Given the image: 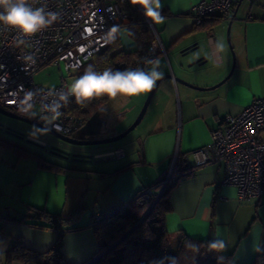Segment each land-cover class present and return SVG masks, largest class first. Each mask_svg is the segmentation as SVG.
Listing matches in <instances>:
<instances>
[{
	"label": "crops",
	"instance_id": "obj_1",
	"mask_svg": "<svg viewBox=\"0 0 264 264\" xmlns=\"http://www.w3.org/2000/svg\"><path fill=\"white\" fill-rule=\"evenodd\" d=\"M198 1L161 0V13L166 20L152 25L164 47L156 57L161 61L157 71L170 72L173 76L188 71L206 72L204 78L194 80L204 88L192 89L170 79L162 80L145 111L147 117L135 147L109 143L93 152H84L87 158H73L82 165V177L78 178V185L72 179L69 187L64 182L66 191H61L59 172L40 168L34 159L18 158L13 150L0 143V214L19 217L29 205L69 216L65 212L68 191L80 193L89 213L84 212L74 224L78 229L63 232L61 251L68 262L81 264L96 255L99 246L89 226L93 213H106L154 185L165 176L175 152L176 169L181 161L184 169L188 163L193 165L188 152L210 142L211 130L221 126L224 115L236 114L255 98L264 96V3L240 12L242 0L234 8L236 13L230 24L232 58L224 34L229 20L222 19L212 28L196 27L189 13ZM124 28L119 32L122 47L126 51L134 50L135 42ZM202 39H206L203 47L181 54L183 48ZM218 43L223 45L222 50L217 48ZM202 56V63L187 67ZM232 65L230 76L216 85L227 76ZM139 107L140 104L134 106L135 113ZM116 149L123 150V157L109 156ZM49 154L43 157L55 163L57 156H61ZM187 169H178L180 176L169 191L171 210L164 219L166 229L175 233L168 243L169 251H175L182 234L219 239L225 243L221 251L224 256H230V264H251L258 252H264V193L258 200L239 199L233 186L221 184L224 168L216 163ZM58 235L57 229L0 218V264H4L5 253L14 240L21 239L28 248L44 251L54 244Z\"/></svg>",
	"mask_w": 264,
	"mask_h": 264
},
{
	"label": "built area",
	"instance_id": "obj_2",
	"mask_svg": "<svg viewBox=\"0 0 264 264\" xmlns=\"http://www.w3.org/2000/svg\"><path fill=\"white\" fill-rule=\"evenodd\" d=\"M27 2L33 8L57 12L59 19L32 36L0 25V107L39 120L61 134L72 135L84 122L64 113L67 102L60 99V94L69 88L67 77L75 75L94 53L113 42L106 39V33L113 25L121 29L128 22V14L117 0ZM237 2L199 0L191 7L190 15L195 25L214 15L229 20ZM146 21L153 38L147 48L145 64L146 60L156 59L164 49L158 32L150 20L146 18ZM118 37L119 33L116 39ZM47 65L61 70L60 83L54 87H42L34 81L36 72ZM56 105H59L58 117L52 111ZM34 107L39 110L37 117L33 116ZM50 149L47 146V150ZM188 153L193 165L188 163L187 167L208 163L222 165V185L233 186L241 200L260 199L264 193V96L255 98L236 114L224 115L221 126L211 130L210 142ZM123 155L122 149L109 153L116 159ZM184 156L187 161V154ZM176 157L177 152L165 176L141 192L143 200L152 204L167 185L180 176ZM123 206L127 207L128 203ZM101 217V213L95 214V220Z\"/></svg>",
	"mask_w": 264,
	"mask_h": 264
},
{
	"label": "trees",
	"instance_id": "obj_3",
	"mask_svg": "<svg viewBox=\"0 0 264 264\" xmlns=\"http://www.w3.org/2000/svg\"><path fill=\"white\" fill-rule=\"evenodd\" d=\"M117 1L128 14V22L123 27L126 28L128 37L135 42V49L124 50L118 37L94 53L77 70L75 73L77 78L84 73L88 65H93L96 71H103L107 68L124 70L138 67L147 70L149 64L144 63V58L153 38L150 25L146 22L139 5H132L130 0ZM236 5L237 3L234 8ZM222 19H225L222 15H214L206 18L196 27L212 28ZM109 99V95H99L78 104L74 97H70L64 113L79 118L85 123L96 112L103 110ZM1 142L13 150L18 158L34 159L40 168L54 172L64 170L63 166L46 160L40 154L3 140ZM177 166L178 169L183 168L186 171L189 169L187 166L184 169L182 161ZM174 182L167 185L152 210L142 220H140L142 215L150 206V202L142 199L141 192L144 189L127 201V207H124L123 203L106 213H101L102 217L98 220H95L96 213H93L89 226L92 228L99 248L93 260L81 264H230L229 255L224 256L221 250L210 249L209 244L215 241L210 238L198 239L182 234L175 251H169L168 243L175 233L166 229L164 218L165 214L171 210L169 191ZM80 211L78 209L72 215L63 216L61 213H51L45 209L28 205L26 213L19 217L9 213L0 214V218L5 220L27 223L37 228L59 230L54 244L44 251L28 248L21 239L14 240L5 253L4 264L13 261L34 264H74L68 262L62 254V238L66 229L79 228L74 224L80 219ZM251 264H264V252H258Z\"/></svg>",
	"mask_w": 264,
	"mask_h": 264
},
{
	"label": "rangeland",
	"instance_id": "obj_4",
	"mask_svg": "<svg viewBox=\"0 0 264 264\" xmlns=\"http://www.w3.org/2000/svg\"><path fill=\"white\" fill-rule=\"evenodd\" d=\"M262 3H264V0H257V1L243 0L240 5V12L241 11L246 12L251 6L260 7L262 6ZM146 22L149 24L148 21ZM227 32H228V26H226V28L224 29L226 41H227ZM121 40H122V32H121ZM228 45H229L231 55L233 58L234 50H232L233 48L231 49L230 47V46H233L231 42V27L229 29ZM150 66L151 65H149V67ZM60 77H61V70L57 66L47 65L45 67H42L40 70L36 72L34 76V81L36 84L42 87H54L60 83ZM76 79H77L76 74L67 77V86L70 87L71 83L74 82ZM148 93L149 92H147V94L145 92H142L134 96H127L123 94H118L115 97L110 96V99L108 103L106 104V107L103 110H101L99 113V118L103 122V126L100 127L99 130L91 132L89 135L90 139H103L106 137H110V136L119 134L122 131H124L126 128H128V126L131 125V123L137 117ZM250 103H248V105ZM136 104H140V107L137 113H135L133 110ZM38 111H39L38 107H34L33 116L37 117ZM146 115L147 114H144L140 123L133 130H131L127 135H125L119 140L108 142V143L74 145V144H68V143L62 142L44 130L41 132H37V129L39 128L31 124L25 123L23 121L5 116L0 113V124H2L3 126L0 128V140H5L7 142L9 141L14 144L21 145L25 149L28 148L40 154L41 156H45L46 153L52 154V152H49V150L45 152L46 151L45 147L47 146H50V147L56 146L62 150L67 151V153H69L67 158H65V156L63 155L57 156L59 158H58V161H56L58 164H60V166L64 167V170H63L64 174H62L63 172H59V176H58L60 179L59 184H58L59 190L66 191L65 189L66 185H64V182H66L67 186L69 187L71 184V179H72V181H74L76 185H78V181H79L78 178L82 177V174L80 173L82 172L80 170L82 165L79 164V162L72 160L73 157H71L70 154L77 153V154L83 155L84 152L86 151L93 152L95 151V149H98L99 147H101V145H107L109 143L122 144L124 145V147H128V146L131 148L135 147L134 143H136L137 136L139 135L141 131V127L146 120V117H147ZM7 127H10L15 132V134L7 132L6 130ZM16 132L23 133L24 136H30L36 140H41L44 142V146L41 147L35 143L29 142L26 140V138H23V137L21 138L20 136H18ZM0 143L2 142L0 141ZM6 153H8L7 155H12L8 151H6ZM46 156L48 157L47 158L48 160L51 158L50 154ZM64 160H69L70 163L72 164H68ZM68 194H69V197H68V201L66 204L65 212H68L70 215H72L76 210L79 209L81 210L79 214L80 217L84 212L87 214L89 213V211L84 206V202H83V199L81 198L80 193L78 194V190H77V194L76 192H73V190L71 191L69 190Z\"/></svg>",
	"mask_w": 264,
	"mask_h": 264
},
{
	"label": "clouds",
	"instance_id": "obj_5",
	"mask_svg": "<svg viewBox=\"0 0 264 264\" xmlns=\"http://www.w3.org/2000/svg\"><path fill=\"white\" fill-rule=\"evenodd\" d=\"M132 5H139L145 17L154 25L163 24L166 17L162 15L163 7L161 0H130ZM59 19L57 12H45L44 8H33L27 0H0V25L9 29H17L24 35L32 36L42 29L51 26ZM120 32L119 25H113L106 33V39L114 41ZM217 48L222 50L223 45L218 43ZM151 65L150 69H116L107 68L103 71H96L93 65H88L84 73L71 83L67 92L60 94V99L67 102L69 97H74L75 102L82 104L94 96L109 95L112 97L118 94L127 96L138 95L142 92H149L157 81L163 78L164 73L157 71L161 66L159 59L146 60ZM56 105L52 111L58 117ZM43 130L37 129V132ZM210 249L220 251L225 248L222 240H215L209 244Z\"/></svg>",
	"mask_w": 264,
	"mask_h": 264
},
{
	"label": "water",
	"instance_id": "obj_6",
	"mask_svg": "<svg viewBox=\"0 0 264 264\" xmlns=\"http://www.w3.org/2000/svg\"><path fill=\"white\" fill-rule=\"evenodd\" d=\"M241 1L242 0H238L237 6L239 5V3ZM236 9H237V7H236ZM236 9L233 10L232 15H231V17H230V19L228 21V32H227V41H228V43H229L230 24H231V21H232L233 17L235 16ZM206 39H202L200 42H195V43L189 44L188 46H186L185 48H183L181 50V54L187 53V52L192 51L193 49H196V48L203 47V44H204V42H206ZM230 47L232 49V46H230ZM202 61H204V56L192 61L191 63H189L187 65V67H191L195 63H202ZM232 70H233V65H232L229 73L227 74V76L224 79H222L221 81H219L216 85L224 82L226 80V78H228L230 76ZM206 74H207L206 72H200V71L199 72L198 71L197 72L188 71V72H184L181 75H175V76H173L170 72L164 73L163 78L160 81H157L156 86L151 91H149V93H148V95H147V97H146V99H145V101H144V103H143V105H142L137 117L131 123V125H129L128 128H126L121 133L113 135V136H110V137H106V138H103V139H89V138H86L85 135H83L82 137H74L72 135L61 134L59 132H56V131L52 130L51 128H49L48 126H46L44 123L40 122L39 120L22 116L20 114H17L15 112H12V111L7 110V109L2 108V107H0V113L5 115V116H8V117L23 121V122L28 123V124H31V125L39 128V129H42V130L46 131L47 133H49L50 135H52L55 138H57L58 140H60L62 142H65V143H68V144L86 145V144L108 143V142H113V141L121 139L122 137L127 135L131 130H133L140 123L141 119L143 118V116L145 114V111H146V109L148 107V104L150 102V99H151L155 89L157 88L158 84L162 80L170 79V80H172V81H174L176 83L184 84L185 86H187L189 88H192V89L193 88L203 89L204 87H199L198 85H196L194 83V80L202 79V78L205 77ZM93 118H97V120L100 121V125L98 126V128L103 126V122L100 119H98L99 118L98 117V112H96L89 120H92ZM1 127H3L2 124H0V128ZM6 130L9 133H14L15 134V132L10 127H7ZM16 134H18V136H20L21 138L22 137L26 138V140L29 141V142L35 143V144H37V145H39L41 147L44 146V142L41 141V140L33 139L30 136H24L23 133L16 132ZM50 150H51L52 153H57V154L65 156V157H68V154H69V153H67V151L62 150V149H60V148H58L56 146H51ZM70 156L73 157L74 159L87 158V157H84L83 155L77 154V153H72V154H70ZM159 197H160V195H159ZM158 198L152 204H150V206L145 211V213L142 215L140 220H142L143 218H145L148 215V213L152 210V208L155 205V203L158 200ZM97 257H95V258H97Z\"/></svg>",
	"mask_w": 264,
	"mask_h": 264
},
{
	"label": "flooded vegetation",
	"instance_id": "obj_7",
	"mask_svg": "<svg viewBox=\"0 0 264 264\" xmlns=\"http://www.w3.org/2000/svg\"><path fill=\"white\" fill-rule=\"evenodd\" d=\"M100 111H98V117H99ZM99 125H100V121L97 120V118L88 120L74 134H72V136L82 137L83 135H85L86 138L90 139V136H89L90 133L99 130L98 128Z\"/></svg>",
	"mask_w": 264,
	"mask_h": 264
}]
</instances>
